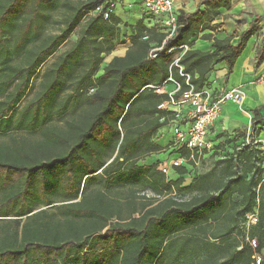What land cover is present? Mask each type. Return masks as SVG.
<instances>
[{
    "label": "trees",
    "instance_id": "16d2710c",
    "mask_svg": "<svg viewBox=\"0 0 264 264\" xmlns=\"http://www.w3.org/2000/svg\"><path fill=\"white\" fill-rule=\"evenodd\" d=\"M99 1L0 0V129L41 130L37 140L0 141V264H171L196 257L199 250L207 253L205 264L219 256L220 264H249L253 251L247 243L218 240L236 231L244 241L243 223L252 212L257 222L248 235L257 241L254 251L263 252L257 264H264L262 151L236 145L218 172L200 173L184 185L196 160L239 137L190 159L185 147L171 149L173 116L157 108L167 99L158 89L169 77L184 88L181 73L187 74L202 88L214 65L224 62L230 74L258 31V18L232 44L236 33L215 37L220 27L215 20L232 0H200L193 12L176 11L177 27L166 38L158 22L132 24L113 12L106 18L93 13ZM82 20L75 41L45 69L34 97L14 117L35 69ZM122 27L129 32V46L98 74ZM200 34L211 41L210 50L191 48ZM263 59L264 33L255 67ZM71 107L80 110L63 126L50 124ZM166 133L169 139L161 145ZM161 152L187 161L169 174L157 168L160 160L137 164L140 155ZM95 183L99 187L91 188ZM139 189L153 195L137 208Z\"/></svg>",
    "mask_w": 264,
    "mask_h": 264
},
{
    "label": "crops",
    "instance_id": "0c3cea01",
    "mask_svg": "<svg viewBox=\"0 0 264 264\" xmlns=\"http://www.w3.org/2000/svg\"><path fill=\"white\" fill-rule=\"evenodd\" d=\"M199 2L200 0H174V9L175 11L193 12ZM113 13L123 22L135 24L142 19L146 25H152L140 0H116ZM255 18H258L256 25L259 29L247 40L245 47L235 60L231 73L226 74L225 64L221 62L214 65L206 75L205 87H208L214 94L222 89L241 86L246 95L240 107L233 103L222 105L219 116L208 128L207 138L213 146L220 145L227 138L239 137L238 139L242 140L247 130L254 126V130H251L254 135L253 140L257 141L260 148H263L264 154V59L257 67L254 65L255 50L264 33V0H232L230 9H221L220 17L215 20L220 24L215 37L224 39L236 33L238 36L231 40V43L235 44L239 35L248 29ZM200 36L194 39L191 48L201 51L210 50L211 41L204 40ZM125 50L126 48L124 52ZM124 52L116 56H123ZM259 77H262L263 81L256 82ZM168 88H170V83L161 86L159 91L162 92ZM255 113L258 114L253 120ZM181 126H186V124L182 123ZM168 139L169 135L166 133L159 142L165 145ZM214 150L219 149L214 148ZM206 156L207 154H204L203 159Z\"/></svg>",
    "mask_w": 264,
    "mask_h": 264
},
{
    "label": "built area",
    "instance_id": "2783aa9c",
    "mask_svg": "<svg viewBox=\"0 0 264 264\" xmlns=\"http://www.w3.org/2000/svg\"><path fill=\"white\" fill-rule=\"evenodd\" d=\"M140 1L152 24L153 22H158L162 31L166 34V38L172 36L177 27L174 0ZM115 6L116 0H100L93 9V13L100 14L106 18L113 12ZM175 61H177V58ZM179 70L181 73V67ZM181 75L184 77V88L181 82L169 77L167 81L170 83V88L162 91L167 93V99L159 103L157 108L166 110L173 116L169 126L172 136L171 149L185 147L190 151V159H193L194 152L198 153L199 158L202 152H209L214 147L207 138V132L209 126L219 116L222 105L224 103H233L240 107L243 105L246 95L241 86L222 89L217 94H214L208 87L196 88L190 82L189 75L183 73ZM261 81H263L262 77L256 80V82ZM182 123L186 124V126H181ZM251 130L250 127L246 132L247 146L257 144V141L251 140ZM185 161L187 160L179 155L172 156L168 161H160L157 168L161 172L169 174L172 168L182 165ZM195 163L197 164V160ZM245 218L243 223L244 240L254 248L256 239L249 237L248 229L257 222V214L252 212L246 214ZM253 258H256L258 262L260 260L256 253Z\"/></svg>",
    "mask_w": 264,
    "mask_h": 264
},
{
    "label": "rangeland",
    "instance_id": "374dc122",
    "mask_svg": "<svg viewBox=\"0 0 264 264\" xmlns=\"http://www.w3.org/2000/svg\"><path fill=\"white\" fill-rule=\"evenodd\" d=\"M84 20H82L78 26L75 27V29L72 31V33L69 35V37L65 40V42H63L59 48L56 50V52L54 54H52L50 57H48L40 66H38L35 71L34 74L32 76L31 82L28 86V89L26 90L24 96L21 98V100L19 101V103L17 104V106L15 107L14 111H13V116L16 117L20 111V109L30 100L34 97L36 91L39 88V82L41 80L42 74L45 71V69L47 67H49L51 65V63L55 60V58L62 53L63 51H65L67 48H69L72 43L75 41V39L77 38L78 34H79V30L82 27ZM201 35V34H200ZM200 35H198L197 37H199ZM129 32L127 30V28L122 27L121 33H120V37L116 43L115 49L106 56H103V60L102 63L100 65V68L98 70V74H100L102 72V68L103 66L112 58V56L114 55H119V54H123L124 49L127 48L129 46ZM187 48L185 47L184 50H186ZM183 50V51H184ZM178 56V54H175V59ZM80 110V107H71L69 110L65 111L63 114L61 115H54L50 121L51 125H57V126H63L64 125V121L69 119L71 116H73L75 113H77ZM163 134V133H162ZM41 137V130H37L34 132H26V131H15L13 129H10L8 131H2L0 129V141L3 142H12V141H18V140H26V141H31V140H37ZM160 137V135H159ZM246 133L245 136L243 137L242 140L238 139L235 141V144L233 142L232 143H226L223 145V147L218 148V151H213L210 152L209 154H207V156L204 159H201L197 162V164L195 165V167H193V169L189 172L188 175H186L185 177V182L184 185L186 183H188L191 179H193L194 176H197L200 173L206 172V171H213V172H218L220 170V168L224 165L223 161L228 158L229 156H233L236 149L235 146L237 145V147L242 148L246 145ZM163 139V136L159 138V140ZM249 139V137H248ZM156 141L158 140L155 139ZM250 141V139H249ZM259 147V148H258ZM256 149H261L262 153H263V148H260V146H258V144H256ZM167 150H169V147H167ZM170 155H165V153L162 154L161 153H150V154H145V155H140L139 157L136 158L137 164L142 165V164H152L158 160L160 161H168L170 159ZM95 187H99L98 183H95L93 185H91V188H95ZM123 192H126L125 189H122ZM152 192L149 191L148 189H139L136 192V199L135 201V205L137 208H140V204L143 202H146L150 199V197H152ZM120 198L122 200L121 203L124 204L126 199L122 198L123 194H120ZM143 197V198H142ZM175 197L177 199H186L187 198V194H176ZM156 203V201L153 202V205ZM121 217L124 219L126 218V216L128 215V209L126 208V206L124 205L122 207L121 210ZM139 212L134 213L133 216L136 217L138 216ZM117 219H113V221H116ZM244 240V239H243ZM175 241L178 243L180 241V236L175 238ZM222 239L218 240L219 244H226V243H234L236 241H238L239 246L240 244H244L247 243L249 245V247L252 249L253 251V255L256 253L259 257L260 260L263 259V252H255L254 249L257 246V241H256V246L253 248L252 246H250V244L248 242H246L245 240L242 241L241 235H239L236 231L226 240H224V242H221ZM205 255H207V253L204 252V250H199L198 252V256L190 258L189 260H187L186 262H173L171 264H205L204 263V259H205ZM253 255L251 257V260L249 262V264H257L258 261L256 258H253ZM259 260V261H260ZM223 258H221V256H219L217 259L214 260V262L210 263V264H220L223 263ZM224 264H231V263H224Z\"/></svg>",
    "mask_w": 264,
    "mask_h": 264
}]
</instances>
